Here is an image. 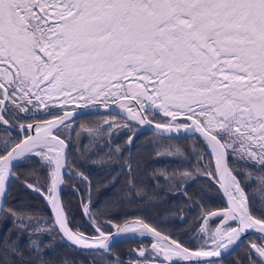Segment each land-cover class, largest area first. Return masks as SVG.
Listing matches in <instances>:
<instances>
[{"label": "snow or ice", "instance_id": "1", "mask_svg": "<svg viewBox=\"0 0 264 264\" xmlns=\"http://www.w3.org/2000/svg\"><path fill=\"white\" fill-rule=\"evenodd\" d=\"M101 107L103 124L85 129L93 140L107 134L100 166L124 160L130 173L103 208L93 193L107 197L118 178L93 183L68 162L76 129L85 128L76 109ZM153 124L167 139L192 137L195 164L146 171L149 185L124 153L138 128ZM119 134L127 146L112 147ZM185 151L166 147L170 157ZM33 156L46 175L23 187L43 196L46 215L10 202L19 162ZM201 177L222 191L224 206L188 194ZM77 178L91 232L61 196ZM165 191L200 209L191 235L112 215L132 196ZM0 224V264H76L51 255L58 237L99 257L91 264H224L241 248L232 264H264V0H0ZM121 239L139 242L127 261L113 254Z\"/></svg>", "mask_w": 264, "mask_h": 264}, {"label": "trees", "instance_id": "2", "mask_svg": "<svg viewBox=\"0 0 264 264\" xmlns=\"http://www.w3.org/2000/svg\"><path fill=\"white\" fill-rule=\"evenodd\" d=\"M85 118L87 119V124H89V127L94 128L98 123L103 124L100 121L101 119H99L100 117H98L96 114L86 116ZM85 118L78 120L76 123L85 125V122L83 121ZM72 139L74 145L72 148L78 150L73 151L70 164H73L78 168V170L81 169L79 171H83L86 175H89L93 183H95L97 180H103V178L109 173L114 176L117 175L119 165L122 163V160L118 163V165H115V162H113L111 168L100 166V161L106 159V154L109 151V148L105 147L107 134H105L104 139L96 138L93 140L88 134L79 135L78 138L73 136ZM112 139L115 141L112 143V147H115L117 143L121 146H126V138L122 134L114 135ZM87 143V150H90L89 154L84 152V147ZM192 145L193 139H191L190 142L168 140L158 137L154 134L141 133L137 136L133 145V152L131 156L133 174L137 177L138 181L144 180L146 183L151 185L148 175H145L146 171L150 173V170L153 168L167 169L171 171L172 169L176 168H187L189 165L194 166L195 159L191 154ZM166 147H180L182 151H187L184 152V155L170 157L167 155ZM81 151H83L84 155H81ZM124 157H127L125 153ZM38 161L39 159L33 156L31 159L22 160L19 162L16 172L20 177L21 183H13V192L10 202L20 207L24 206L26 209L34 211L37 214L46 215L48 214V208L45 205L43 198L39 194L23 187V181L25 179H27L29 182H35V179L39 178L42 181L43 176L46 175L44 169ZM33 173H35V176ZM129 178L130 173L118 177V183L116 187L114 189L107 190V197H110L108 199L109 202L115 198L116 193L120 192L122 189H126V181L129 180ZM66 184L67 186L63 188L61 196L66 202L72 205L74 210L73 214L76 217V221L84 224L83 230L86 231L84 218L79 211L81 196L73 191V189L76 188H80L81 191H83L85 186L81 184L78 178L68 179ZM208 184V180L199 179L187 189L188 194L196 198V194L199 193L203 197L202 200H199V203H204L211 207H220L221 204L219 200L217 198L212 200V198H210L208 195L209 191L217 192L216 188L214 186L208 188ZM164 187L166 188L167 186L164 185ZM104 191L105 190H102L100 193H94V204H98L99 197L100 195L104 194ZM148 192L149 194L153 193L151 186H149ZM183 198V195L173 193L170 194L168 191H165L161 198L157 199L153 197L152 200L142 201L138 197L132 196L130 197V203L128 200H125L124 204L120 208L113 210V212H116H112V215L118 218L117 222H121L123 217H140L146 222L166 230H176L173 229V227L176 226L177 228L179 224H173L172 221L179 220L181 215L179 210L184 208V205L182 204ZM28 207H31L32 209ZM100 207L103 208L104 206L102 205ZM190 214L192 215V212ZM3 228L4 225L0 224V232H2ZM131 245V242H125L124 244V246L127 247H130ZM114 251L115 252H113V254L119 256L121 259H129V257L123 252L116 250ZM236 253L237 254H233L224 259V264H232V261L237 259L242 254V250H239ZM51 255L57 259L67 256L70 259L75 260L76 264H91L93 259H99V257H94L87 252L77 251L76 249L69 247L63 240H60L59 237L56 241V248L51 253Z\"/></svg>", "mask_w": 264, "mask_h": 264}, {"label": "flooded vegetation", "instance_id": "3", "mask_svg": "<svg viewBox=\"0 0 264 264\" xmlns=\"http://www.w3.org/2000/svg\"><path fill=\"white\" fill-rule=\"evenodd\" d=\"M70 107H72V108H74L75 109V106L73 105V106H70ZM94 115V114H93ZM96 115H98V117H100L99 119H101L100 121L103 123V117H105V116H107L108 114H96ZM86 116H83V117H80V118H77V119H75V122H77L78 120H80V119H82V118H85ZM116 119H120V116H116ZM84 122H85V125L84 124H82V125H84L85 126V128H77L76 129V131L77 132H79L80 133V135H84V134H88L87 133V131L85 130L87 127H89V124H87V119L85 118L84 120H83ZM160 121V117H157V120H156V122H159ZM76 124H78V123H76ZM98 124H100V123H98ZM141 133H148V132H145V131H142ZM141 133H139V134H141ZM138 134V135H139ZM150 134H152V133H150ZM157 136V135H156ZM159 137V136H158ZM161 138H163V137H161ZM164 139H167V138H164ZM191 139H193L192 137L191 138H187V139H168V140H178V141H189L190 142V140ZM113 142H115V141H113V139H112V143ZM134 145V144H133ZM133 145H131L130 146V149H129V151H126L125 152V154L127 155V157H124V159L126 160V159H128L129 157L131 158V156H132V152H133ZM127 146V145H126ZM88 149V143L87 144H85V147H84V152L86 153V154H89L90 153V150H87ZM74 150H78V149H73V148H71V150H70V156H69V158H68V162L70 163V161H71V157H72V154H73V151ZM35 158H37V159H39L38 157H36V156H34ZM121 160H119V161H114L115 162V165H118V163L120 162ZM123 163H124V160H122V163L119 165V169H118V173H117V175H116V177L118 178V177H120V176H123L124 174H129V171L126 169V168H124L123 167ZM79 170H81V169H79ZM201 179H205V178H203V177H201ZM205 180H207V179H205ZM215 188H216V186H214ZM73 191L76 193V194H78L77 192H76V189H73ZM36 193V192H35ZM173 194H177V193H175V192H173ZM40 195V194H39ZM79 195V194H78ZM208 195H209V197L210 198H212V200H214V199H218L219 200V202H220V204H221V206L220 207H222V206H224V204L221 202V199H220V192H215V191H212V192H208ZM41 196V195H40ZM93 196H94V193H93ZM42 197V196H41ZM43 198V197H42ZM84 198V197H83ZM110 197H104V194H102V195H100V197H99V200H98V204L97 205H99V206H104V203H103V201L105 200V199H109ZM84 199H86V196H85V198ZM43 200H44V198H43ZM212 200H211V202H212ZM198 202H199V200H198ZM44 203H45V200H44ZM182 204L184 205V208L183 209H180L179 211H180V213H181V215H180V217L182 216L184 219H185V223L184 224H179V226L176 228V226H174L173 227V229H176V230H178V231H181V235L182 236H188V235H191V228H192V226H194L195 225V223H196V221H197V219H198V217H199V214H200V209L198 208V207H196L195 205H192L187 199H185V197L182 199ZM45 205H46V203H45ZM48 208V207H47ZM213 208H215V207H213ZM116 211H114L113 213H115ZM192 212V215L190 214ZM179 217V218H180ZM84 218V217H83ZM125 218H127V217H123L122 218V221L120 222V223H122L123 222V220L125 219ZM133 218H135V217H130V218H127V219H133ZM86 224V223H85ZM92 231V229L90 228V227H88L87 226V224H86V232H91ZM255 238V235L254 236H251V237H249V240H251V239H254ZM127 242H131L132 243V245L130 246V247H127V246H124V244L125 243H121L120 245L118 244V246L116 245V247L114 246V248H113V252H115L114 250H116V251H120V252H123L124 254H126L128 257H129V251L131 250V249H133V248H137V247H139V242L138 241H136V240H130V241H127ZM245 243H247V241H245ZM239 250H242V248L241 249H239ZM239 250H237V251H239ZM236 251V252H237ZM235 252V253H236ZM233 255V254H232ZM130 258V257H129ZM128 259H125V261H127Z\"/></svg>", "mask_w": 264, "mask_h": 264}, {"label": "water", "instance_id": "4", "mask_svg": "<svg viewBox=\"0 0 264 264\" xmlns=\"http://www.w3.org/2000/svg\"><path fill=\"white\" fill-rule=\"evenodd\" d=\"M76 111L77 112H79L80 114L79 115H76L75 116V119H77V118H80V117H83V116H88V115H93V114H108V112H107V110L106 109H104L103 107H101L98 111H96V110H93V109H76ZM119 110L114 106L113 107V113L115 114L116 112H118ZM118 116V115H117ZM138 133H141L142 131H147V132H149V133H152V134H155V135H157L156 134V132L158 131V130H156L155 128H154V124H153V126H151V127H148V126H140L139 128H138ZM157 136H159V135H157ZM160 137H162V136H160ZM163 138H165V137H163ZM187 138H191V137H187ZM184 135H174L171 139H187ZM69 156H70V154H69ZM69 158V157H68ZM220 192V199H221V202L223 203V204H225V200H226V198H224L223 197V194H222V191H219ZM43 197V196H42ZM251 236H254V235H251ZM250 236V237H251ZM126 241H129V239H121L120 240V242H118V243H116L114 246H116V245H118V244H121V243H124V242H126ZM238 250V249H237ZM236 250V251H237ZM235 253V252H234ZM233 254V253H232ZM231 254V255H232ZM231 255H229V256H231ZM229 256H226L225 258H227V257H229Z\"/></svg>", "mask_w": 264, "mask_h": 264}, {"label": "bare ground", "instance_id": "5", "mask_svg": "<svg viewBox=\"0 0 264 264\" xmlns=\"http://www.w3.org/2000/svg\"><path fill=\"white\" fill-rule=\"evenodd\" d=\"M93 144V143H92ZM94 146V145H93ZM93 148V147H92ZM92 150V149H91ZM43 203V202H42ZM35 205V204H34ZM35 206H37V205H35ZM24 207V206H23ZM27 207V206H26ZM25 208V207H24ZM28 208H31V207H28ZM33 208H35V207H33ZM32 209V208H31ZM123 244V243H122ZM120 245V244H119ZM118 246V245H117ZM116 247V246H115ZM114 248V247H113ZM239 250V249H238ZM238 252V251H237ZM234 255L235 254H237V253H233ZM233 257V256H232ZM235 258V257H234Z\"/></svg>", "mask_w": 264, "mask_h": 264}, {"label": "rangeland", "instance_id": "6", "mask_svg": "<svg viewBox=\"0 0 264 264\" xmlns=\"http://www.w3.org/2000/svg\"><path fill=\"white\" fill-rule=\"evenodd\" d=\"M145 132H147V131H145ZM149 133V132H148Z\"/></svg>", "mask_w": 264, "mask_h": 264}]
</instances>
